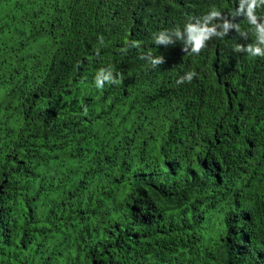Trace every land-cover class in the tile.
Masks as SVG:
<instances>
[{"label":"trees","instance_id":"obj_1","mask_svg":"<svg viewBox=\"0 0 264 264\" xmlns=\"http://www.w3.org/2000/svg\"><path fill=\"white\" fill-rule=\"evenodd\" d=\"M238 7L0 0V264H264V56L233 50L256 43ZM212 10L247 37L186 53Z\"/></svg>","mask_w":264,"mask_h":264},{"label":"clouds","instance_id":"obj_2","mask_svg":"<svg viewBox=\"0 0 264 264\" xmlns=\"http://www.w3.org/2000/svg\"><path fill=\"white\" fill-rule=\"evenodd\" d=\"M264 4V0H239V7L236 12L233 13V18L238 15H244L248 19L249 23L254 26L256 43L255 44H237L233 49L236 52L244 51L251 56H264V22H258V17L255 14L256 9ZM221 12L217 10L210 11L207 15L203 17V22L196 25H187V41L188 44V54H199L206 46L207 41L212 39L214 36H223L228 32L230 28H235L240 36L247 37V33L242 31L240 25L237 23H230L227 19L224 20L222 24L213 23L209 26V22L213 21L214 18L220 17ZM219 27L220 31H217ZM169 33L166 35L163 31L156 37V42H167ZM179 35V31L176 33ZM102 40V38H101ZM191 50V53L189 52ZM98 54V53H97ZM159 57H156L152 60L153 64L159 63ZM197 74L195 72H188L184 77H181L177 83H183L185 81L191 82L193 77ZM105 81H112V76L110 72L100 71L95 78V84L98 89L103 88ZM122 79L116 81L117 84H120Z\"/></svg>","mask_w":264,"mask_h":264}]
</instances>
